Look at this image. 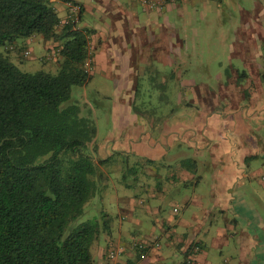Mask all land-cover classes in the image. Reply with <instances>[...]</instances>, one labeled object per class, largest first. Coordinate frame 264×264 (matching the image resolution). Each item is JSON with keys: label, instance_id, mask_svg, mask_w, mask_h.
<instances>
[{"label": "crops", "instance_id": "1", "mask_svg": "<svg viewBox=\"0 0 264 264\" xmlns=\"http://www.w3.org/2000/svg\"><path fill=\"white\" fill-rule=\"evenodd\" d=\"M74 1L82 7L80 25L92 30L90 75L96 72L123 83L129 77L139 78L151 72L160 77L167 75L158 68H147L157 64L169 66L171 75L186 76L182 81L193 82L187 77L183 54L188 45L179 37L174 19L191 17L187 5L199 0L167 1L155 7L139 0ZM51 4L59 17L67 15L65 0H51ZM86 11L93 17L92 24L84 20ZM43 44L52 51L57 42L46 40ZM230 49V58H238L240 66L247 69L240 73L239 84L221 85L220 90L226 92L223 95L205 87L204 97L200 89L191 87L190 96L179 102L183 108L170 119L151 117L145 123L137 115L132 117L143 126L126 153H135L143 171L155 179L161 176L157 162L174 165L169 179L174 187L172 193L180 192V196L170 199L186 207L197 205L203 217H195V224H190V217H178V208L173 205L170 215L174 222H163L160 233L145 237L146 241H157L159 246L149 247L139 255L128 243L135 239L141 224L135 209L146 202L117 197L121 200L116 220L118 233L105 240L112 245L125 244L120 264H180L192 244L199 246L192 264H264V86L260 82V76L264 81V27L253 26L249 20L242 22ZM232 74L237 76L239 72ZM225 97L226 101H219ZM208 100L214 101L216 112L205 107L204 101ZM195 105H202L204 110L195 111ZM124 108L121 113H129V106ZM119 119L122 124L128 122L124 117ZM109 142L114 146L120 141L111 138ZM101 147L97 146L99 156L103 155ZM108 148L103 150L102 158L112 156L113 147ZM153 187L143 182V189L163 200L164 191ZM153 210H160V206L155 204ZM214 210L219 211L223 223L204 231L202 239L197 238L195 231L199 226L212 224L210 216ZM180 224L187 228L189 225L191 230H179ZM97 247L94 264H112L107 250ZM224 250L226 253L222 254ZM217 253L218 259L214 255Z\"/></svg>", "mask_w": 264, "mask_h": 264}, {"label": "trees", "instance_id": "2", "mask_svg": "<svg viewBox=\"0 0 264 264\" xmlns=\"http://www.w3.org/2000/svg\"><path fill=\"white\" fill-rule=\"evenodd\" d=\"M79 6L60 24L51 0H0V46L38 34L57 42L48 60L58 64L56 73L25 72L0 51V264H94L92 246L113 237L108 212L80 220L116 169L97 155L90 109L70 102L91 77L92 30Z\"/></svg>", "mask_w": 264, "mask_h": 264}, {"label": "rangeland", "instance_id": "3", "mask_svg": "<svg viewBox=\"0 0 264 264\" xmlns=\"http://www.w3.org/2000/svg\"><path fill=\"white\" fill-rule=\"evenodd\" d=\"M186 10L192 13V16L175 18L174 22L179 29V31L177 30L179 37L184 39V43L188 45L187 52L183 54L186 62L185 67L188 69L187 77L192 78L193 82L182 81L186 76L171 75L169 66L154 64L147 68H158L167 75L160 77L151 72L139 78L129 77L130 80L123 83V81H113L112 78L94 72L84 86L71 88L70 102L85 106L91 111L97 129L94 141L97 146L102 145L100 152L104 155L103 150H106V147H109V150L113 147L114 152L105 165L106 168L116 169L113 171L112 179L105 183L103 192L90 199L91 208L88 207V204L85 205L84 214L80 220L93 219L103 211L108 212L113 217L112 233L115 236L118 233L116 224L118 204L120 206L121 202V200H117V197H133L146 202L144 203L146 205H140L135 209L141 219V224L135 234L134 240L136 241L146 240V236L160 233V225L163 222H174L170 214L175 204L179 211L178 217H190V224H195V217L198 216L199 219L203 217V213L197 205L191 203L186 207L182 202L170 199L173 196H180V192L172 193L174 187L171 186L169 179L174 165L165 164L163 160L157 162L160 164L158 169L161 176L155 179L143 171V166L138 162L139 157L134 155L135 153H126L129 144L141 132L138 130L139 127L143 126L140 122L133 121L132 117L137 115L145 123L148 122V119L151 120V117L156 119L163 116L168 117L167 119L174 117L175 113L183 108L179 102L190 96L191 87L200 89L203 97L207 90L204 89L205 87L223 95L225 91L220 90L221 85L227 87L229 82L234 85L239 84L240 73L247 70L240 66L241 61L238 58H230V45L235 42L236 29L247 20L251 21L253 26L261 24L264 27V0H199L189 3ZM84 16L86 22L93 23V17L89 12L86 11ZM44 41L46 40L38 34L26 38L19 37L14 43L16 49H8L9 45L5 44L0 46V51L7 54L11 62L21 71L32 73L44 70L56 73L58 64L54 60H48L52 51L44 47ZM19 47H23V50L27 49V54H24V57L18 56L17 48ZM237 70L239 74L233 75L232 71ZM260 82L264 86L262 76H260ZM227 99L225 97L219 101ZM204 102L207 109H212L215 112L218 110L217 107H214L213 100ZM128 106L129 113L122 114L121 111ZM201 106L195 105L194 110H204ZM119 117H124L128 122L122 124ZM111 138L120 142L113 146V143L109 142ZM185 148L187 150V147ZM103 155L101 156L103 157ZM122 172H124L125 178H121ZM144 181L153 185V188L160 187L164 191V199L159 200L152 197L150 192L143 189ZM155 204L160 206V210L156 212L153 210ZM210 219L211 225H202L196 229L197 238L202 239L204 231L209 228L213 230L216 225L223 223V217L219 211L214 210ZM197 223L199 224V222ZM177 228L181 231L191 230L189 225L187 228L184 224H180ZM106 237V234L101 235L97 244L92 246L93 258L98 245L103 248V251H108L112 246V244L109 248L106 246ZM232 249L233 247H231ZM224 253H226L225 250L222 254ZM214 255L218 259V253ZM217 262L220 264V261Z\"/></svg>", "mask_w": 264, "mask_h": 264}, {"label": "built area", "instance_id": "4", "mask_svg": "<svg viewBox=\"0 0 264 264\" xmlns=\"http://www.w3.org/2000/svg\"><path fill=\"white\" fill-rule=\"evenodd\" d=\"M143 4L149 6V7H155V6H162L167 1L173 2L174 0H139ZM66 7L68 8V13L64 17H60V24L66 23L68 20H76L77 15L79 13L80 6L78 3L72 2V0H65ZM24 54H27V51H24ZM55 57V51L52 50V52L49 54L48 58H54ZM159 246V243L157 241H136L133 240L131 243L128 244V247L132 250L136 249H144L149 247H157ZM125 244L121 242H117L113 244L107 251V257L112 262V264H120L119 257L123 252L125 251ZM199 249V246L197 244H192L190 251L187 253V256L182 260L180 264H192L193 263V254L195 251Z\"/></svg>", "mask_w": 264, "mask_h": 264}]
</instances>
